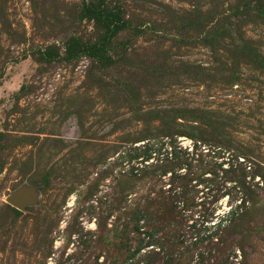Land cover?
<instances>
[{
  "label": "rangeland",
  "instance_id": "374dc122",
  "mask_svg": "<svg viewBox=\"0 0 264 264\" xmlns=\"http://www.w3.org/2000/svg\"><path fill=\"white\" fill-rule=\"evenodd\" d=\"M145 206H240L203 264H264V0H0V264H121Z\"/></svg>",
  "mask_w": 264,
  "mask_h": 264
},
{
  "label": "trees",
  "instance_id": "16d2710c",
  "mask_svg": "<svg viewBox=\"0 0 264 264\" xmlns=\"http://www.w3.org/2000/svg\"><path fill=\"white\" fill-rule=\"evenodd\" d=\"M81 18L96 21L104 18L108 33L111 35L116 32L118 26V22L114 19V16L104 15V13L100 10V7L95 5L93 6L92 3H84ZM89 52L91 57L96 58L99 52L98 45L93 46ZM148 150L155 152L156 150H159V148L151 147ZM236 208L227 213H223L219 221L212 225L214 226V230L212 232L209 231L208 227L204 226L205 221H201V224L197 228L193 226L190 227L192 228V232H190L187 239H181L177 233L173 235L169 230V227L172 223H175V218L178 216L176 210L177 207L174 206V211L172 207L170 214L167 210L160 212L159 208H153L152 210L149 206L133 210L131 212L132 215L130 221L134 222L135 231H140V227H137V225L142 221L144 225H150L152 222H155V226L151 229H145V236L148 237L145 244H143V239H141L138 243V247L134 250H131V247L129 246L121 264H189V261L191 262V260H193L194 255L196 256L194 264H203L202 256L205 252H207V249L212 244L213 238L217 236L218 233L222 234L223 231L232 227L234 222L237 220L236 216H239L237 212L241 207L238 206ZM160 231L167 232V237L164 238L160 236L159 238L153 240V237ZM129 241L130 240H127V242ZM218 242L222 244L224 239L219 236L217 243ZM149 246H157L156 248L159 250L155 251V249H151V251L145 253V257H143L142 260H134L136 254L140 253L144 247ZM116 258L114 257V260H116Z\"/></svg>",
  "mask_w": 264,
  "mask_h": 264
},
{
  "label": "water",
  "instance_id": "95a60500",
  "mask_svg": "<svg viewBox=\"0 0 264 264\" xmlns=\"http://www.w3.org/2000/svg\"><path fill=\"white\" fill-rule=\"evenodd\" d=\"M35 200V195L31 192H16L9 196L7 202L10 206L17 209L18 211H24L25 208L32 204Z\"/></svg>",
  "mask_w": 264,
  "mask_h": 264
}]
</instances>
